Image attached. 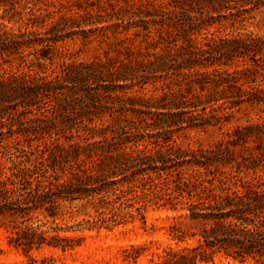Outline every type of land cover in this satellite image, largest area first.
<instances>
[{
    "label": "trees",
    "instance_id": "16d2710c",
    "mask_svg": "<svg viewBox=\"0 0 264 264\" xmlns=\"http://www.w3.org/2000/svg\"><path fill=\"white\" fill-rule=\"evenodd\" d=\"M12 1L16 2L1 0L3 5H12ZM121 1L119 8H111V13L105 11L96 22L140 18L142 25L132 22L123 28L126 31L141 28L145 37L150 36L152 30L157 31L159 37L151 45L154 52L148 53L136 66L128 62L119 66L81 64L52 78L41 75L33 81L32 76L13 75L9 82H0V108H7L14 100H22L26 105V100L36 99L40 93H56L63 80L75 84V92L83 96L79 99L86 98L93 105L100 94L94 92L92 84L125 82L132 79L138 69L154 76L170 73L182 78L193 74L191 85L200 90L202 96L180 91L176 96L168 91L145 104L158 111H144L128 119L114 118L101 127L78 126L77 119L93 123L101 120L102 113L110 112L111 118L113 113L83 109L74 116L63 117L61 123L65 127L54 126L58 139L54 138L53 145L42 150L35 159L27 154L0 150V228L9 232L11 246L30 255L33 248L46 244L63 250L73 247V239L62 232L113 230L136 219L146 223L150 209L182 210L186 212L180 216L201 225V229L197 233H177L178 226L174 224L172 239L178 244L194 239L198 244L168 247L164 253L156 254L158 260L153 264L208 263L214 261L221 249L241 260L245 255H261L264 230L259 221L263 219L264 192L250 186L243 192L212 193V182L205 175L210 164L218 160L220 149L183 148L171 137L174 129L186 124H209L215 117L207 118L206 109L219 101L238 105L246 101L264 102L263 86L254 92L246 90L243 84L237 86L233 76L225 77L214 67L237 55L244 57L252 51H263L262 37L252 34L238 35V38L198 37L207 34L205 31L222 19L235 16L232 10L238 4L248 6L256 0ZM135 1L140 2L138 7L134 6ZM249 11L246 9L244 14ZM78 19L86 24L95 23L86 15L62 20L75 24ZM20 35L8 30L0 32V50L7 54L18 50L25 44ZM211 67L212 70H208ZM238 76V82L248 79L241 71ZM200 106L203 112L194 115L193 110ZM45 112L27 122L26 111H0V145L5 139L13 138L15 127L22 126L24 134L46 132V127H51L56 120L51 115L54 111ZM25 124H29L27 129L23 127ZM74 130L81 141L70 143L73 136L67 132ZM250 130L264 138V124L252 126ZM81 131L87 135L81 136ZM61 137L66 143L58 142ZM262 155L264 157V152ZM187 167L193 168L192 175H186ZM62 212L77 220L75 227L57 224L56 220L63 218ZM31 260V264L46 261Z\"/></svg>",
    "mask_w": 264,
    "mask_h": 264
},
{
    "label": "rangeland",
    "instance_id": "374dc122",
    "mask_svg": "<svg viewBox=\"0 0 264 264\" xmlns=\"http://www.w3.org/2000/svg\"><path fill=\"white\" fill-rule=\"evenodd\" d=\"M120 2L122 3L121 0H16L12 1V5H3L0 0V32L8 30L21 34L20 39H24L25 43L12 53L0 50V82H9L13 75L32 76V80L27 79L31 81L41 75H50L52 78L56 73L70 71L72 67L81 64L105 63L119 66L122 62H128L136 66L148 53L154 52L151 45L159 37V33L152 30L150 36L145 37L141 28L133 27L129 31L123 28V25L130 26L132 22L142 25L140 18H114L103 23L96 22L99 15H105V11L111 13L112 9L119 8ZM134 4L138 7L140 2L135 1ZM248 8L249 14H244ZM232 13L235 16L222 19L209 31H205L207 34L198 37L207 35L238 38V35L252 34L264 40V0H256L248 6L238 4ZM81 15H86L95 23L86 24L83 23L84 20L78 19L75 24H67L62 20ZM239 15L245 18H236ZM214 67L219 68V72L225 77L233 76L237 86L243 84L246 90L254 92L255 89L264 87V49L252 51L244 57L237 55ZM238 71L245 73L248 79L238 82ZM192 77L193 74L181 78L170 73L154 76L138 69L132 74V79L125 82L105 81L92 84L94 92L100 94L93 105L86 98L79 99L83 96L81 92H75V84L63 80L56 93H40L36 99L26 100V105L22 100H14L7 108L1 106L0 111H26L27 122L34 121L45 111H54L51 115L56 122L51 127L47 126L46 132L35 134H24L22 126L15 127L13 138L5 139L0 150L27 154L35 159L42 150L53 145L54 138L58 139L54 126L58 129L65 127L61 123L63 117L74 116L76 111L83 109L94 113L111 111L113 118L110 117V112H104L101 120L94 115L93 119L96 120L93 123L84 118L77 119L78 126L87 124L90 127H101L113 122L114 118L128 119L139 116L144 111H158L156 108H147L145 104L168 91L176 96L180 91L200 97L202 92L191 85ZM118 85L123 87L119 88ZM202 112L200 106L192 113L198 115ZM205 114L207 118H215H211V122L203 126L186 124L176 128L171 132V137L183 148L220 149L216 158L218 160L213 161L206 170L205 177L212 182L211 192L225 195L243 192L250 186H257L259 191L264 192V138L250 132V127L264 124V102L246 101L238 105L231 101H219L208 106ZM147 120L152 121L149 118ZM23 127L27 129L29 124ZM5 131L8 129L5 128ZM67 134L73 136L70 143L81 141L75 130ZM86 135L81 131V136ZM58 142L66 143V139L61 137ZM185 173L192 175L194 170L187 167ZM185 212L150 209L146 213V223L136 219L133 223L113 230L62 232V235L73 239V247L63 250L46 244L41 248H33L30 255L11 246L9 232L0 228V264H31L32 258L38 262L45 259L41 264H153V261L158 260L156 254L164 253L168 247L198 244L194 239L179 244L172 239L171 227L174 224L178 226L175 230L177 233H197L201 229V225L190 223L180 216ZM62 213L63 218L56 220L57 224L75 227L77 220L71 219L68 213ZM262 215L263 219H260L259 224L264 230V212ZM203 264H264V251L261 255L257 253L255 257L245 255V259L241 260L221 249L215 254L214 261Z\"/></svg>",
    "mask_w": 264,
    "mask_h": 264
}]
</instances>
